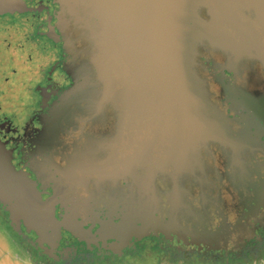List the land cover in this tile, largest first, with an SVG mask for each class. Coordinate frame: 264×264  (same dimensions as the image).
Instances as JSON below:
<instances>
[{
	"label": "flooded vegetation",
	"instance_id": "flooded-vegetation-1",
	"mask_svg": "<svg viewBox=\"0 0 264 264\" xmlns=\"http://www.w3.org/2000/svg\"><path fill=\"white\" fill-rule=\"evenodd\" d=\"M21 1L28 12L0 15V140L43 198L57 199L56 216L64 221L75 214L84 229L72 222L58 238L44 239L12 225L0 205L17 237L13 243L0 237L4 259L264 264V95L238 85L248 69L264 76V65L246 56L251 50L264 60V47L246 37L238 38L237 54L200 49L199 73L232 120L236 142L205 143L202 163L192 164L185 141L210 131H142L144 141L129 146V135L117 136L115 112L98 111L100 82L79 25L55 0ZM258 16L252 24L260 30ZM153 132L162 145L150 150Z\"/></svg>",
	"mask_w": 264,
	"mask_h": 264
},
{
	"label": "water",
	"instance_id": "water-1",
	"mask_svg": "<svg viewBox=\"0 0 264 264\" xmlns=\"http://www.w3.org/2000/svg\"><path fill=\"white\" fill-rule=\"evenodd\" d=\"M256 0H55L74 19L89 42L87 63L100 82L99 112H115L118 137L130 145L142 131H210L185 141L184 154L202 163V145L236 142L226 113L213 101L198 70L199 51L242 52L239 23H253ZM21 0H0V15L29 10ZM251 50H249L250 52ZM246 55L264 60L250 52ZM139 138V139H137ZM159 153V152H157ZM189 157V156H188ZM177 170L175 164H169ZM187 167V166H186ZM161 170V168H157ZM154 172L152 177H155ZM57 199H44L36 183L13 164L0 140V205L12 225L44 239L82 222L56 216ZM70 219V220H69Z\"/></svg>",
	"mask_w": 264,
	"mask_h": 264
},
{
	"label": "rangeland",
	"instance_id": "rangeland-1",
	"mask_svg": "<svg viewBox=\"0 0 264 264\" xmlns=\"http://www.w3.org/2000/svg\"><path fill=\"white\" fill-rule=\"evenodd\" d=\"M215 60H216V62H219L220 58L215 56ZM238 85L240 87H242V89L245 92L249 93L252 96L264 95V76L262 74V71L258 68H256V71H254L252 69L246 70L242 74L241 79H239ZM212 89L215 92L217 90V88L214 87L213 84H212ZM216 165L218 167H221L219 160H218ZM224 198L227 199V196L224 195ZM1 236H5L12 243H13V241H17V237L15 235H13L10 227L8 226L7 222L5 221V218H3L2 215L0 214V237ZM263 254H264V251H263ZM8 259L9 258L4 259L3 252L0 249V264H18L16 262H13L12 259L11 260H8ZM253 261L257 262L256 264H261V261H259L258 259H253V258L241 259L239 263H238V261H236L235 264H253ZM122 264H142V263L134 262V261H128V262L122 263ZM151 264H153V263H151ZM226 264H233V262L231 261V263H226Z\"/></svg>",
	"mask_w": 264,
	"mask_h": 264
},
{
	"label": "bare ground",
	"instance_id": "bare-ground-1",
	"mask_svg": "<svg viewBox=\"0 0 264 264\" xmlns=\"http://www.w3.org/2000/svg\"><path fill=\"white\" fill-rule=\"evenodd\" d=\"M256 6L258 8V14L260 15V30L257 29L255 24H250L247 22H240L239 23V29H238V38H246L250 37L251 39L254 40V42L259 46V47H264V0H256L255 1ZM160 134L158 132H153L151 134V139L149 140V148L152 150L155 147H159L162 145V142L160 141ZM177 141L183 139L179 135L174 137ZM168 142H173L174 139L172 138H167ZM177 150L174 148L172 150V154L176 155Z\"/></svg>",
	"mask_w": 264,
	"mask_h": 264
}]
</instances>
